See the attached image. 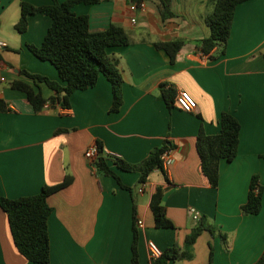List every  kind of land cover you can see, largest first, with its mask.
Segmentation results:
<instances>
[{
	"label": "crops",
	"instance_id": "crops-1",
	"mask_svg": "<svg viewBox=\"0 0 264 264\" xmlns=\"http://www.w3.org/2000/svg\"><path fill=\"white\" fill-rule=\"evenodd\" d=\"M64 3L67 0H56ZM142 1L146 12L130 11ZM53 5V0H0V197L18 199L40 193L43 186H57L71 177L72 184L49 197L53 209L48 221L51 264H132L134 219L138 228L141 264H154L148 242L162 250L184 248L195 226L191 209L206 217L217 232L205 231L193 246V258L176 264H255L264 253V194L259 215L245 216L251 180L259 177L264 187V0H249L236 8L226 53L218 49L203 54L200 42L210 38L206 24L214 12L211 0H171L175 17L163 20L159 0H101L80 4L75 15L87 16L92 30L112 24L131 37L128 46L113 47L124 78V104L113 105L111 82L104 75L97 85L76 92L71 109L47 107L40 113L25 93L10 84L24 82L50 99L54 93L45 83L22 73L49 77L61 83L58 71L29 50L40 47L52 26L51 18L33 15L28 30L19 33L21 4ZM135 18L136 22L132 23ZM184 40L172 63L156 48V42ZM175 91L174 105L160 98V86ZM188 92L197 101L193 113H185L177 97ZM227 112L241 124L238 157L220 161L218 186L203 174L197 137L221 132L220 118ZM169 142L174 163L169 170H155L144 185L134 172L118 173L124 189L112 176L99 174L85 157L89 147L102 143L105 154L140 164L156 147ZM158 187L165 189L162 205L175 229H157L150 200ZM0 208V264H35L20 254L12 238L9 220Z\"/></svg>",
	"mask_w": 264,
	"mask_h": 264
},
{
	"label": "trees",
	"instance_id": "trees-1",
	"mask_svg": "<svg viewBox=\"0 0 264 264\" xmlns=\"http://www.w3.org/2000/svg\"><path fill=\"white\" fill-rule=\"evenodd\" d=\"M101 0H67L59 3L53 0V5L33 6L28 2H22L20 19L16 25L19 33L28 30V18L33 15H45L51 18L52 26L40 47L30 45L29 50L42 61H48L58 71L60 82H55L47 76L30 74L23 70L26 77L35 82L45 83L54 95L48 99L41 92H36L24 82L14 81L10 84L14 90L25 93L28 103L35 112H42L46 106L50 108L60 107L71 109V98L78 91L94 88L101 75L111 82L113 91V105L111 113H118L124 104L123 84L124 78L118 68L117 60L112 58L108 50L113 47L128 46L132 37L118 25L112 24L104 31L96 32L91 29L87 16L75 15L73 8L77 5L98 4ZM249 0H211L214 12L208 16L206 24L210 29V38L200 42L199 49L205 55H210L213 50L218 49L220 57L226 53V45L231 38L232 23L236 8ZM161 5L162 19L165 21L175 17L171 11V0H159ZM1 27V26H0ZM184 40L171 42H156L157 49L164 51L172 63L183 46ZM264 56V54H263ZM175 91L160 86V98L172 109L174 105ZM3 100L0 99V110L5 111ZM221 132L216 136H206L202 130L197 137V149L201 160L203 174L207 177L213 188L218 186L220 178V161L231 163L238 157L241 124L231 114L224 112L220 118ZM98 145V156L92 164L96 171L105 176H112L124 189L133 192V188L122 184L118 173L113 167L123 172H134L140 174L139 184L145 185L150 175L155 170L164 172L162 168V156L172 147L169 142L162 147L152 150L148 157L140 164L128 163L118 157L106 155L102 143ZM112 163V165H111ZM71 177H65L57 186H43L40 193L36 195L8 199L0 197V208L6 212L12 238L18 251L28 262L35 264H51L50 235L48 221L52 216L53 209L48 199L72 184ZM264 187L259 184V177L255 176L250 183L248 202L241 207L245 216L259 215L262 210ZM165 189L158 187L150 200V207L154 214L155 227L157 229H175V225L168 217L166 209L162 205ZM190 234L186 238L183 249L176 245L163 251L161 258L154 264H176L186 259L193 258V246L198 238L207 231L214 237L220 235L226 244L227 237L209 224L206 217H201L195 222ZM134 242L132 243V264H141L138 252L139 231L137 218L134 219ZM210 264H213V250L211 248ZM255 264H264V253Z\"/></svg>",
	"mask_w": 264,
	"mask_h": 264
},
{
	"label": "built area",
	"instance_id": "built-area-1",
	"mask_svg": "<svg viewBox=\"0 0 264 264\" xmlns=\"http://www.w3.org/2000/svg\"><path fill=\"white\" fill-rule=\"evenodd\" d=\"M147 5L145 2L138 1V2H132L130 5V11L133 13H136L138 11H142V13L146 12ZM132 23L136 22V19L133 18ZM4 47V44L0 42V50ZM177 101L179 106L182 108V111L185 113H193L195 110H197L198 104L195 98L189 94L188 92L181 91L178 94ZM98 145H93L88 148L85 152V157L90 161L91 164L94 163L98 156ZM172 151H167L163 154L161 160H162V168L164 172L169 170V167L174 163V159L171 156ZM145 186L143 185L142 188L139 190V194L144 193ZM191 214L194 221H200L201 214L199 211L195 209H191ZM138 228H143V222L141 220L137 221ZM148 249L151 255V258L155 262L157 259L161 258L163 255V251L154 243V241L148 242Z\"/></svg>",
	"mask_w": 264,
	"mask_h": 264
},
{
	"label": "rangeland",
	"instance_id": "rangeland-1",
	"mask_svg": "<svg viewBox=\"0 0 264 264\" xmlns=\"http://www.w3.org/2000/svg\"><path fill=\"white\" fill-rule=\"evenodd\" d=\"M185 261H188V259H186Z\"/></svg>",
	"mask_w": 264,
	"mask_h": 264
}]
</instances>
